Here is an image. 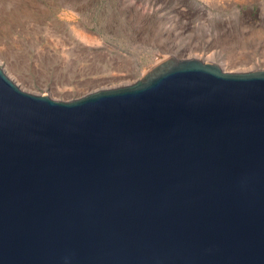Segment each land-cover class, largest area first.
<instances>
[{
    "label": "water",
    "instance_id": "obj_1",
    "mask_svg": "<svg viewBox=\"0 0 264 264\" xmlns=\"http://www.w3.org/2000/svg\"><path fill=\"white\" fill-rule=\"evenodd\" d=\"M0 264H264V67L69 100L0 68Z\"/></svg>",
    "mask_w": 264,
    "mask_h": 264
},
{
    "label": "rangeland",
    "instance_id": "obj_2",
    "mask_svg": "<svg viewBox=\"0 0 264 264\" xmlns=\"http://www.w3.org/2000/svg\"><path fill=\"white\" fill-rule=\"evenodd\" d=\"M169 55L264 67V0H0V68L29 93L77 98Z\"/></svg>",
    "mask_w": 264,
    "mask_h": 264
},
{
    "label": "bare ground",
    "instance_id": "obj_3",
    "mask_svg": "<svg viewBox=\"0 0 264 264\" xmlns=\"http://www.w3.org/2000/svg\"><path fill=\"white\" fill-rule=\"evenodd\" d=\"M209 3V2H208ZM212 3V2H211ZM211 62V61H210ZM214 63V62H213ZM215 64H217V63H215ZM218 65V64H217ZM219 66V65H218ZM220 67V66H219ZM221 68V67H220ZM2 69V68H1ZM221 70H223L222 68H221ZM2 71L4 72V70L2 69ZM224 71V70H223ZM5 73V72H4ZM6 74V73H5ZM7 77H9V76H7ZM10 78V77H9ZM12 80V79H11ZM18 86V85H17ZM23 90V89H22Z\"/></svg>",
    "mask_w": 264,
    "mask_h": 264
}]
</instances>
